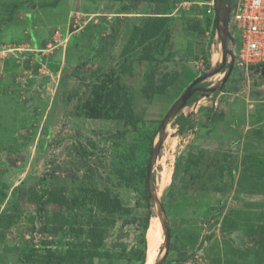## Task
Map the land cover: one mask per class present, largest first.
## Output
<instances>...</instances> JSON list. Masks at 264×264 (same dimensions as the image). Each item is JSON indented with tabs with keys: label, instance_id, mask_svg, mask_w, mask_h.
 <instances>
[{
	"label": "rangeland",
	"instance_id": "obj_1",
	"mask_svg": "<svg viewBox=\"0 0 264 264\" xmlns=\"http://www.w3.org/2000/svg\"><path fill=\"white\" fill-rule=\"evenodd\" d=\"M208 1L0 0V264H141L153 223L160 264H264V77H208ZM196 81L152 168L166 254L145 174Z\"/></svg>",
	"mask_w": 264,
	"mask_h": 264
},
{
	"label": "built area",
	"instance_id": "obj_2",
	"mask_svg": "<svg viewBox=\"0 0 264 264\" xmlns=\"http://www.w3.org/2000/svg\"><path fill=\"white\" fill-rule=\"evenodd\" d=\"M206 5L208 14L216 19V0ZM226 5L230 10L232 45L240 67L247 72L264 68V0H230Z\"/></svg>",
	"mask_w": 264,
	"mask_h": 264
},
{
	"label": "water",
	"instance_id": "obj_3",
	"mask_svg": "<svg viewBox=\"0 0 264 264\" xmlns=\"http://www.w3.org/2000/svg\"><path fill=\"white\" fill-rule=\"evenodd\" d=\"M229 20H230V10L228 9V7L226 5V1L225 0H216V22H217V29H218V32L220 34V38L222 40L223 62L219 66V68L212 70L208 74V77L213 76L214 74L218 73L220 70H223L225 68L228 56H230V58H231V62L229 64V70H232V68L234 66L235 55H234V52L229 48V41L231 39V33H230V29H229ZM256 71L260 72V74L264 77V68H262V69L257 68ZM198 81H196L187 90V92L184 94V96L181 98V100L175 105L173 110H171V112L168 114V116L166 117V119L162 123V125H161V137H160L158 145L156 146V148H154L153 155L151 157L149 168H148V173H147L149 196L153 200V202H155V204L157 205V208H158V216H159V219L161 221L163 231H164V245H165V249H166V254L168 252V248H169V244H170V230H169V227L167 225V220L163 216V205H162L161 201L159 200L157 193H156V190H155V187L153 185L152 176H151L152 175V168H153V165H154V163L158 157L162 143L164 142V140L166 138L165 130H166V127L169 123V120L172 118L174 113H176L181 107H183L187 103V101L191 97V95L195 94L198 91L197 89H193L194 85ZM206 90H209V89H204L201 91L203 92ZM160 263H161V259H159L155 262V264H160Z\"/></svg>",
	"mask_w": 264,
	"mask_h": 264
},
{
	"label": "trees",
	"instance_id": "obj_4",
	"mask_svg": "<svg viewBox=\"0 0 264 264\" xmlns=\"http://www.w3.org/2000/svg\"><path fill=\"white\" fill-rule=\"evenodd\" d=\"M208 17L209 18H212V16H210L209 14H208ZM213 23H214L215 28L217 29V22H216L215 19H214ZM202 53H203V56H204V59H205L206 52L204 53V50H203ZM206 63H207L206 64V67H207V69H209L210 68V63H208V62H206ZM198 71H200V70H198ZM190 87L191 86H189L188 89ZM193 89H197V88L193 87ZM187 90H186V92H187ZM182 118H184V117L180 116L179 117V120H181ZM221 118H222V112L221 113H215L214 116H213V120L214 121H219V120H221ZM145 178L148 179L147 174H145ZM145 197H146V200H150L151 199L150 196H149V189L148 188L146 189ZM67 202L68 201L66 200L65 201V204L69 205ZM145 227L146 228L149 227L148 226V223L145 225ZM146 251L147 250H142L140 252V254H139V260H140L141 264H144L145 263V260H146ZM63 259H64L63 256H57L56 254H54V252H51V251L47 252V254L45 255V260H46V263L47 264H62L63 263Z\"/></svg>",
	"mask_w": 264,
	"mask_h": 264
},
{
	"label": "bare ground",
	"instance_id": "obj_5",
	"mask_svg": "<svg viewBox=\"0 0 264 264\" xmlns=\"http://www.w3.org/2000/svg\"><path fill=\"white\" fill-rule=\"evenodd\" d=\"M166 179L167 178L165 177V181ZM157 227L158 225L153 223L148 230V249L145 264H155L154 261H156L155 257L157 256L159 244Z\"/></svg>",
	"mask_w": 264,
	"mask_h": 264
},
{
	"label": "clouds",
	"instance_id": "obj_6",
	"mask_svg": "<svg viewBox=\"0 0 264 264\" xmlns=\"http://www.w3.org/2000/svg\"><path fill=\"white\" fill-rule=\"evenodd\" d=\"M226 1V0H225ZM227 2V1H226Z\"/></svg>",
	"mask_w": 264,
	"mask_h": 264
}]
</instances>
